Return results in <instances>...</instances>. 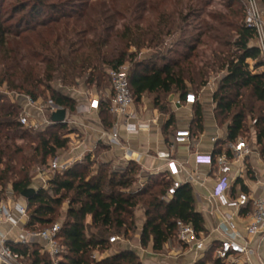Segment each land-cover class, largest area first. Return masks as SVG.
I'll list each match as a JSON object with an SVG mask.
<instances>
[{
    "label": "trees",
    "instance_id": "16d2710c",
    "mask_svg": "<svg viewBox=\"0 0 264 264\" xmlns=\"http://www.w3.org/2000/svg\"><path fill=\"white\" fill-rule=\"evenodd\" d=\"M17 1L19 4L17 12L26 9L27 11L23 17L11 24H7L9 20L2 19L0 15V54L11 44L24 41L32 45L30 34L33 33L37 37L39 34L36 32L35 21L43 27L48 26L46 19L41 21L37 19L45 10L62 13V9L54 5L55 3H48L45 0ZM261 2L264 4V0ZM210 3L211 0H205L206 5ZM175 15L171 12L163 13L156 23V30L149 32L151 36L149 44L147 46L139 44L140 49L143 47L152 49L158 47V44L154 45L157 39L161 44L173 41L174 44L167 49L169 52L154 53L147 60L135 62L129 70L134 100H140L145 92L156 93L155 105L163 112L169 111L165 101L169 93L189 92L187 82L196 89H201L208 83V76L213 68L210 61L212 51L215 50H212L211 23L207 20L206 26L202 29L190 22L191 18H199L201 15H194L193 11L184 13L182 10L177 11V16ZM62 16H65L64 13ZM208 16L212 17L209 13ZM19 22H25L26 27L19 26ZM50 22H59V20L53 17ZM255 36L254 28L245 23L238 25L234 39L227 41L231 45L228 56L225 58L222 55L217 56V59L221 60L219 68L226 73L214 94V102L216 118L218 122L227 125L229 140H235L250 130L248 117L254 120L252 130L256 135L255 142L264 159V70L256 71L264 63L260 58L258 47L251 43ZM107 43L108 38L89 39L86 45L90 48L87 50L89 52L73 57L59 54L58 60L52 57L46 60L45 84L46 88L50 89V99L55 104L71 112L77 107V100L73 96L51 85L50 82L54 79L56 71L60 73L64 84L69 86L78 85L79 78L86 76L88 72L86 79L88 86H100L102 68L100 69L94 60L102 57V48ZM218 44L225 46L226 41L221 38ZM201 46L204 47L203 50L200 49ZM6 50L8 54L10 52L11 59L17 61L19 53L10 47ZM91 51H96L98 56ZM197 51L203 52L199 55ZM204 53L208 55L206 61H204ZM30 55L37 56L38 53L32 51ZM131 56L133 54L128 55L126 52H121L111 60L103 56L101 63L108 64L110 68H117L125 64ZM248 59L255 61L254 69H251ZM21 73L26 76L23 77V84L18 85L17 88L25 89L36 100L39 94L25 86L33 87V83L37 85L43 81L36 80L32 72H28L25 68L21 69ZM5 80L1 78L0 85ZM100 110L103 122L110 127L112 123L107 101L101 103ZM19 115V106L4 102L0 97V187H5L6 181L10 179L9 174L16 172L18 164L12 158L16 151L9 153L11 149L7 140L10 132L16 137L19 134L21 138L27 134L18 120ZM172 119L173 115L170 117V122ZM196 123L197 128H203V115L199 106ZM66 127V123L52 122L47 129L39 130L34 155L29 157L24 155L23 159L45 166L49 158L57 155L59 149L69 145L70 133L64 131ZM97 163L98 167L95 170L93 168ZM140 171V166L134 161L129 162L125 167H114L109 162H100L97 151L95 154L89 153L82 162L75 163L65 171H55L46 188L39 186L37 192L29 199L23 196L25 198L23 203L27 205L29 214L26 228L40 230L54 224L62 206L66 203L65 219L58 235L65 250L56 262L48 252L43 253V246L39 241L27 244L10 241L13 251L23 264H141L136 253L128 249L102 259L92 257L95 250L109 247L111 235L123 234L128 237L130 232L135 231L136 209L139 206L143 207L146 215L140 238L143 247L151 246L153 250L161 251L165 244L177 235L178 219L192 224L199 236L206 232L205 219L203 214L196 210L190 183L182 184L173 197L166 200L164 197L173 180L151 176L144 186L135 188ZM18 172L21 176L13 181V190L16 194L22 195L26 188L33 186L24 162ZM3 189L0 188V201L3 199ZM210 256L211 252H208L196 264H205L207 257ZM215 262L220 261L215 260Z\"/></svg>",
    "mask_w": 264,
    "mask_h": 264
},
{
    "label": "rangeland",
    "instance_id": "374dc122",
    "mask_svg": "<svg viewBox=\"0 0 264 264\" xmlns=\"http://www.w3.org/2000/svg\"><path fill=\"white\" fill-rule=\"evenodd\" d=\"M48 3H55L57 7L61 8L62 13L65 16H62V13L51 12L49 9L45 10L40 14V19H46L48 26L43 27L41 24H38L35 21L36 32H38V37L35 34H30V40H32V45H28L24 41L11 44L7 46L16 50L18 54L17 61L11 59V54L6 52L5 49L2 54H0V79H6L3 84L0 85V97L3 98L4 102L14 103L16 106H19V114L24 111L25 105V95L32 97L24 89L17 88L18 85L23 84V77L26 74L21 73V69L25 68L28 72H32L33 77L40 79L41 84L33 83V87L29 85L25 86L27 89H34V91L39 94L36 99V105L33 107L34 115L43 116V118L50 120L51 110L54 106H58L50 99V89L46 88L45 81V69H46V60L49 58L57 59L59 54L63 56L73 57L74 55H81L83 53L89 52L90 48L86 45L88 40L103 39L108 38V43L102 48V57L100 59L94 60L95 64L99 65L100 69L102 68V80L100 86L92 85L88 86L86 83V76L79 78L78 85L69 86L64 84L62 78H60L59 72H54V79L50 82L55 89L62 91L63 93L70 96H77L80 94V85L86 84L90 92L95 90L105 91L109 88V79L108 71L110 66L102 65L101 59L105 56L108 60L114 59L119 56L121 52H126L128 55L133 54L129 57L125 63L128 66V70H131L137 61H144L149 59L154 53H167L168 48L174 44L173 41H168V46L163 43H160V40L157 39L154 43L158 44V47H153L149 49L143 47L140 49L139 44L147 46L150 42L151 36L150 31L156 30V23L161 19L163 13H175L177 16V11L182 10L184 13H190L193 11L194 15H201L199 18H191L190 22H193L192 25L195 27H201L202 29L206 26L208 20L212 25V72L208 76V81L212 80L213 84H216V87H219L221 78L226 73L225 70L219 68L220 58L217 59V56L222 55L224 58L228 56L229 49L231 45L227 41H232L235 37L236 27L242 23H245V13L244 7L241 0H211L210 5L205 4V0H45ZM260 5L264 10V4L260 0ZM189 6V7H188ZM17 0H0V15L4 20H9L6 23L11 24L15 23L17 19L23 17L24 13L27 11H19ZM58 8V9H59ZM208 13L212 17L208 16ZM192 14V13H191ZM56 17L59 22H50V19ZM26 27V23L19 22L18 24ZM49 27V28H47ZM226 41V45H219L218 42ZM253 42V41H252ZM251 42V43H252ZM78 51H72V50ZM163 49L164 51H159ZM204 49L203 46L200 48ZM156 50V51H154ZM32 51L38 53L37 56L30 55ZM6 52V53H5ZM94 55L97 54L96 51H91ZM199 55L203 51H197ZM72 53V54H70ZM220 53V54H218ZM205 54V53H204ZM131 58H133L131 60ZM201 60V57H199ZM208 58L207 53L205 54L204 61ZM45 59V60H44ZM198 60V58H196ZM203 59V58H202ZM251 69L255 68V61L248 59ZM17 64V66H15ZM264 67L258 68L256 71H263ZM100 71V70H98ZM201 89H196L194 86L191 88V92L198 94ZM41 110V111H40ZM75 112L79 114L80 108L77 107ZM74 112V113H75ZM73 112L67 109V127L64 131H68L70 137L69 145L64 149H59L57 155L63 161H70V166L72 167L75 163L82 162L85 159L83 156L81 159L70 157L71 142L79 139L82 136V133L79 129L80 124H77L73 119ZM19 115V117H20ZM78 121V120H77ZM254 120L248 117V125L250 130L247 133H244L243 137L247 138L252 136V124ZM52 123H46L39 128L34 130L30 127L23 125V131H26L27 134L24 138L16 137L13 135V132H10V137L7 142L10 146L11 152H15L12 155L13 160L18 162L16 167V172L9 174V180L6 181L5 187H0L3 189V199L6 203L11 202H24L25 198L22 195L16 194L13 190V181L18 179L21 174L18 172L21 168L23 162L26 164L27 172L30 173L31 186L39 188V179L37 178L38 169L46 168L49 169L53 158H49L45 166H39L38 163H30L28 160L23 159L24 155L29 157L34 155V147L37 145V134L39 130L47 129L48 126ZM53 128H51V131ZM61 131V130H60ZM63 131V130H62ZM22 132V131H21ZM74 132L73 136L71 133ZM23 133V132H22ZM21 133V134H22ZM21 149V151L19 150ZM56 155V156H57ZM3 166H1L2 168ZM98 163L95 164L93 169H97ZM54 171L49 173V177L54 176ZM67 204L65 203L61 212L57 216L56 222L63 223L65 219V211ZM15 231L16 235L18 233L17 229ZM117 236L118 234H114ZM112 236V235H111ZM119 236V235H118ZM139 233L137 227L135 231L129 233L128 237H125L123 234L120 235L121 239L109 244L107 249H98L93 252L92 257L95 259H102L116 252H119L124 249L132 250L136 253L138 261L141 264H187V260H191L190 249L188 245L184 244L179 240L178 235L173 237L168 241L161 251H155L151 246L148 247H136L134 243L138 239ZM129 240V241H128ZM127 241V242H126ZM44 253V251H43ZM210 254V253H209ZM212 256V254H211ZM207 257V260L211 259ZM199 261V260H198ZM192 262V261H191ZM192 264V263H190ZM196 264V262L194 263Z\"/></svg>",
    "mask_w": 264,
    "mask_h": 264
},
{
    "label": "crops",
    "instance_id": "0c3cea01",
    "mask_svg": "<svg viewBox=\"0 0 264 264\" xmlns=\"http://www.w3.org/2000/svg\"><path fill=\"white\" fill-rule=\"evenodd\" d=\"M255 45V40H252ZM168 46V43L166 44ZM172 46V45H171ZM188 91L191 92L193 85L187 82ZM80 94L73 96L80 108L79 114L73 112V119L80 124L82 136L71 142V159H81L83 156L96 151L100 162H109L114 167H125L129 162H136L140 168L139 181L135 188L144 186L149 177L158 176L172 180H180L190 183L193 188L196 210L201 212L205 219L206 232L202 233L207 245L212 249L201 251L191 248V260L187 264H194L202 259L204 253L211 252L212 260L205 264H217L213 257V249L221 240L229 234L223 216L229 215L237 226V233L241 240L248 241L253 253L240 258L239 264H264V241L257 236L248 237L246 225L249 222L246 209H238L214 195L219 181V170L215 164L206 161L203 157L213 156L219 152L229 150V146L235 140H229L228 128L224 123L218 122L215 115L214 94L217 90L216 84L209 80L196 94L197 102L194 104L179 103L185 101L186 92L181 91L169 93L165 101L169 106L168 112L161 111L155 105L156 93L145 92L140 100H135L131 112L133 117L130 123L135 126V131L128 130L123 119H117L111 115L112 125H105L102 120L100 109L90 108V91L86 84L80 85ZM108 88L105 90L107 91ZM105 91H102L104 94ZM198 106L203 115V128L196 127ZM173 119L170 122V117ZM119 120V121H118ZM117 128L120 134V143L111 141L110 135ZM190 129L192 136L184 142H176L177 130ZM75 134L71 133V136ZM252 152L246 156L242 164L234 165L229 175V186L224 191L228 198H235L240 192L245 191L252 195L264 193L263 187L258 182L264 177V159L261 156L260 148L256 144L254 131L249 137ZM171 158L179 165L178 173H172L169 167ZM199 157H202L200 159ZM193 175L192 181L188 180ZM41 187V181H39ZM256 189V190H255ZM146 220L143 207L136 209V227L139 233L134 243L141 247V232ZM17 229L18 233L15 234ZM26 223L22 222L13 226L11 223H3L0 232L4 233L9 241L19 239L26 231ZM129 241V240H128ZM127 242V241H126ZM43 249V248H42ZM203 256V257H202ZM192 261V262H191Z\"/></svg>",
    "mask_w": 264,
    "mask_h": 264
},
{
    "label": "built area",
    "instance_id": "2783aa9c",
    "mask_svg": "<svg viewBox=\"0 0 264 264\" xmlns=\"http://www.w3.org/2000/svg\"><path fill=\"white\" fill-rule=\"evenodd\" d=\"M241 1L244 7L245 24L256 30V36L253 40H255V45L260 52V58L264 63V10L260 5V0ZM262 67H264V65ZM108 79L110 86L104 94L100 90L90 92V108L100 109L101 103L107 101L109 104V112L117 119H123V123L128 130L135 131V126L130 123V119L133 117L131 107L135 100L130 87L128 66L123 64L117 68H110L108 71ZM178 102L194 104L197 102V96L194 92H188L185 101L179 100ZM35 105L36 100L25 95L24 111L18 119L19 122L32 129L39 128L44 122L52 123V118L48 120L43 118V116L34 115L33 107ZM59 107L60 106H54L51 110V114ZM191 136L192 133L190 129H180L176 131L175 141L184 142L190 139ZM110 138L112 142L120 143V134L117 128L112 131ZM251 152L252 148L250 141L243 136H239L230 144L229 150L222 151L215 156L210 155L203 158L215 164L219 170V181L214 195L221 198L223 203H227L238 209H246L249 218V222L246 225L247 236H257L261 241H264V193L251 196L248 192L242 191L235 198H228L224 194V191L229 186L228 178L232 173L233 166L242 164L245 157L250 155ZM166 157L169 159V167L172 173H178L180 170L179 165L171 158L170 154H167ZM199 158L202 159V157ZM70 163V161H63L60 156L57 155L53 158L49 165V169L40 167L38 169L37 178L41 181V187H47V183L50 179L49 173L51 171H65L69 168ZM193 179L194 176L189 175L188 180L192 181ZM182 184L183 182L180 180H173L164 198L169 200L173 197L176 190ZM258 185L262 186L264 190V177L258 182ZM28 219V208L25 203H6L5 201H0V226L7 222L16 226L22 222L27 223ZM223 220L227 225L229 235L223 238L219 245L214 247L213 257L215 260L220 261L217 264H239L240 258L252 254L253 249L247 240H241L240 235H238L236 231L237 226L231 216L226 214L223 216ZM176 226L179 240L184 244L204 252L212 249V245H207L203 234L199 236L192 224L178 219L176 221ZM61 228L62 223L55 222L40 230L26 229L20 238L14 240V242L27 244L39 241L43 246L42 250L48 252L56 262L65 250V247L60 243L58 238ZM120 239V236L114 235L111 236L109 240L111 243H114ZM9 242L7 236L0 232V264H23L13 251ZM203 256H205V253Z\"/></svg>",
    "mask_w": 264,
    "mask_h": 264
},
{
    "label": "water",
    "instance_id": "95a60500",
    "mask_svg": "<svg viewBox=\"0 0 264 264\" xmlns=\"http://www.w3.org/2000/svg\"><path fill=\"white\" fill-rule=\"evenodd\" d=\"M52 121L54 123H66L67 122V109L59 107L51 114ZM37 192V188L28 187L22 192V196L29 199Z\"/></svg>",
    "mask_w": 264,
    "mask_h": 264
}]
</instances>
